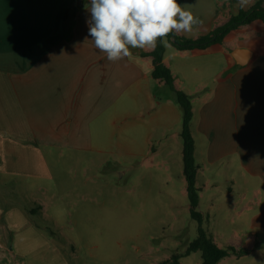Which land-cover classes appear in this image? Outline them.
I'll use <instances>...</instances> for the list:
<instances>
[{
  "label": "crops",
  "instance_id": "crops-1",
  "mask_svg": "<svg viewBox=\"0 0 264 264\" xmlns=\"http://www.w3.org/2000/svg\"><path fill=\"white\" fill-rule=\"evenodd\" d=\"M259 1L178 0L202 23L177 35L206 36ZM87 3L0 0V264H69L25 205V196L53 179V161L85 156L135 173L136 188L176 179L188 195L182 110L152 77L153 59L144 53L153 49L109 62L88 35ZM170 45L163 62L192 98L199 210L206 197L207 210L218 196L234 198L219 212L233 211L232 225L250 230L230 246L251 255L264 246V23L254 20L204 48Z\"/></svg>",
  "mask_w": 264,
  "mask_h": 264
},
{
  "label": "rangeland",
  "instance_id": "rangeland-1",
  "mask_svg": "<svg viewBox=\"0 0 264 264\" xmlns=\"http://www.w3.org/2000/svg\"><path fill=\"white\" fill-rule=\"evenodd\" d=\"M51 167L53 179L41 184L42 192L25 196V205L41 203L42 215L30 219L69 264H163L183 255L197 237L188 195L176 179L165 182L167 187L155 182L151 189H139L135 173L123 175L125 168L92 164L85 156L77 162L53 161ZM232 200L218 196L214 210H207L209 197L202 202L203 227L221 248L251 237L250 230L232 225L233 211L219 212L221 206L231 207ZM179 264H202L201 252L180 258ZM217 264H264V246Z\"/></svg>",
  "mask_w": 264,
  "mask_h": 264
},
{
  "label": "clouds",
  "instance_id": "clouds-1",
  "mask_svg": "<svg viewBox=\"0 0 264 264\" xmlns=\"http://www.w3.org/2000/svg\"><path fill=\"white\" fill-rule=\"evenodd\" d=\"M251 0H238L246 7ZM178 0H90L88 35L109 62L131 58L132 49L171 47L168 36L191 34L202 21Z\"/></svg>",
  "mask_w": 264,
  "mask_h": 264
},
{
  "label": "trees",
  "instance_id": "trees-1",
  "mask_svg": "<svg viewBox=\"0 0 264 264\" xmlns=\"http://www.w3.org/2000/svg\"><path fill=\"white\" fill-rule=\"evenodd\" d=\"M261 20L264 23V7L262 0L249 10H240L238 15L232 16L230 20L223 26L215 28L208 35L198 39H188L186 37L172 34L168 36V41L178 50H188L193 48H204L212 43H220L223 37L230 30L237 29L242 25H246L254 20ZM166 47L158 43L157 47L149 53H144L145 56H150L153 59L154 69L152 77L163 81L173 92L176 103L182 110V127L180 137L183 143V163L184 176L187 182V193L190 205V215L198 223V234L196 239L189 245L183 255H174L170 262L163 264H179L180 258L188 256L193 252H201L202 264H217L222 259L234 255L242 257L248 255V249H236L234 246L221 248L211 235L204 229L203 224L206 218L199 211V191L195 186V179L198 166L194 158V139L191 133V121L193 118L192 98L185 92L178 90L175 87V78L171 70L164 64V55ZM42 206L40 204H31L28 210L30 218L33 216L42 215Z\"/></svg>",
  "mask_w": 264,
  "mask_h": 264
},
{
  "label": "water",
  "instance_id": "water-1",
  "mask_svg": "<svg viewBox=\"0 0 264 264\" xmlns=\"http://www.w3.org/2000/svg\"><path fill=\"white\" fill-rule=\"evenodd\" d=\"M234 56H236V54H234Z\"/></svg>",
  "mask_w": 264,
  "mask_h": 264
}]
</instances>
